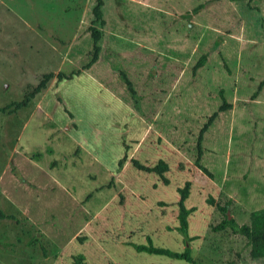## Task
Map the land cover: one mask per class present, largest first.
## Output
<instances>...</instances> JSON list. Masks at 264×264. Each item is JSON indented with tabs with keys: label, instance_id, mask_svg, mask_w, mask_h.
Instances as JSON below:
<instances>
[{
	"label": "rangeland",
	"instance_id": "374dc122",
	"mask_svg": "<svg viewBox=\"0 0 264 264\" xmlns=\"http://www.w3.org/2000/svg\"><path fill=\"white\" fill-rule=\"evenodd\" d=\"M94 5L0 0V107L52 74L0 112V210L16 219H0V264H191L135 252L145 236L174 251L189 238L192 264H264L213 229L264 208V0H102L99 20ZM132 159L165 161L167 182Z\"/></svg>",
	"mask_w": 264,
	"mask_h": 264
},
{
	"label": "trees",
	"instance_id": "16d2710c",
	"mask_svg": "<svg viewBox=\"0 0 264 264\" xmlns=\"http://www.w3.org/2000/svg\"><path fill=\"white\" fill-rule=\"evenodd\" d=\"M231 1H238V0H231ZM102 5V0H95V5L92 8V14L96 20L100 19V7ZM91 36L92 40L95 43L98 38L99 34L96 30H93L91 28ZM97 53V47L94 45V52H93V57L91 58L90 62L95 61V55ZM203 61V58L201 57L200 60H198V65H200ZM90 62L85 64L83 67H88L90 65ZM77 73V70L75 72ZM52 74L51 73H44L41 75L40 80L38 81L37 85L33 87V89L29 92H27L21 101L19 102H11L3 107H0V112H3L4 110L8 109L11 107L12 109L10 111H15L21 107H24L27 105L28 101L32 98V96L38 92H40L42 89L45 88L46 83L48 80L51 78ZM57 78L61 79L63 78L61 73L57 74ZM261 82H264L262 80ZM261 84V83H260ZM259 84V85H260ZM218 95L221 99V104L217 108V111H226L230 109L231 103L227 102L226 99L224 98V95L222 94V91H218ZM254 95V94H253ZM217 115V112H214L212 115H210L209 119H212ZM207 125L204 124L201 126L198 138H197V148L199 149L200 147V141H201V135L202 133L207 129ZM195 165L201 170L205 171L206 169L201 166L199 163V150H198V156L194 160ZM132 166L135 167L137 170H143L148 173H153L155 174L158 178H160L164 183L167 182L166 177L164 176V173L168 170V166L165 161L159 159L154 165L152 166H147L141 163H138L135 159H132ZM209 174V173H208ZM189 187H190V182L189 181H184L183 184L179 187L176 188V193H177V200L175 202L176 205V218H177V226L176 229L179 233L183 234L186 236V230H187V216L190 213L191 208H187L184 205V202L186 198L188 197L189 194ZM219 210L223 211V207H220ZM13 219L16 221L14 216L12 215H6L0 210V219ZM250 222L249 224H241L237 226V224L234 222L232 218L227 219L225 213L222 216L221 221L216 224L213 229L214 230H224L226 227H229L232 232H237L241 235H243L246 238V241L248 244L253 245V256L257 257H264V208L257 210V211H252L249 214ZM187 239L185 238L184 240V248L181 251H174L166 247L162 246H156L153 245L151 242V239L148 236H145V242L143 243H131L129 242L128 244L133 248L135 252H142L146 254H153V255H161V256H166L172 259L176 260H183L184 262L187 263H193V259L190 255V249L187 246ZM83 256L78 255L77 258L75 259V264H85L82 262Z\"/></svg>",
	"mask_w": 264,
	"mask_h": 264
}]
</instances>
